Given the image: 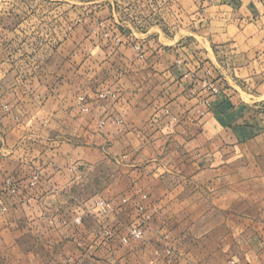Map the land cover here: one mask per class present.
<instances>
[{
	"label": "rangeland",
	"instance_id": "1",
	"mask_svg": "<svg viewBox=\"0 0 264 264\" xmlns=\"http://www.w3.org/2000/svg\"><path fill=\"white\" fill-rule=\"evenodd\" d=\"M221 5L235 8L214 0H0V117L7 123L17 114L20 121L42 126L39 146L7 153L37 158L23 164L22 178L15 176L13 162L5 168L0 151V213L21 203L24 218L39 214L40 226L25 233L24 245L42 263L49 257L48 240L66 235L74 243L72 264H246L236 244L215 242L227 228L178 227L182 212L176 199L158 193L175 180L161 183L148 177L150 169L136 165L153 154L180 153L166 140L186 136L172 130L207 122L216 102L224 101L232 64L226 65L229 53L217 30L236 20L216 18L214 13L230 10ZM210 42L219 46L218 63ZM167 70V77L161 75ZM48 86L57 97L44 103L40 97ZM241 102L244 114L238 121L264 127V103L249 107L243 96ZM118 108L142 112L126 121L123 114H107ZM144 121L147 136L138 132L127 154L108 143L113 122L123 127ZM143 136L149 144L137 147ZM202 167L209 168L207 162ZM6 179L15 193L8 192ZM217 198L203 195L202 206L183 214L192 218L204 212L205 221L216 222L220 212L210 211L220 205ZM171 199L168 208L164 203ZM134 226L141 227L138 237L130 235ZM33 236L39 242H32ZM193 249L212 258L191 259ZM52 262L63 264L59 257Z\"/></svg>",
	"mask_w": 264,
	"mask_h": 264
},
{
	"label": "crops",
	"instance_id": "2",
	"mask_svg": "<svg viewBox=\"0 0 264 264\" xmlns=\"http://www.w3.org/2000/svg\"><path fill=\"white\" fill-rule=\"evenodd\" d=\"M214 1L221 4L230 3L235 7L231 9L227 5H221L220 7L230 10L222 14L214 13L216 18L227 15L228 19L236 20L231 25L226 24L225 27L217 30L220 37L218 42L225 43L224 47L229 53L226 65L232 64L228 74L225 75L230 88L227 89L224 101L216 102L207 122L181 123L172 130L184 133L186 136L185 139L177 140V142L166 140L168 146L174 144L180 148V153H176L174 156L162 153L153 154L148 156L146 162H137L136 165L140 169L144 167L150 169L146 171L148 177L160 180L161 183L165 180H175L173 185L166 187L162 185L158 193L166 195V197L174 196L176 199L178 211L182 212V217L178 220V227L191 231L197 226L212 229L227 228L224 237L216 239L215 242L236 244V248L245 259L246 264H264V187H261L264 185V127L252 122L238 121L244 114L240 110L244 105L241 102L242 96L247 97V101L250 102L249 107H251V103H264V0ZM240 19L242 22L239 24L238 20ZM217 47L219 46L209 43L210 54L216 63L220 61L216 51ZM239 60L240 62H235ZM166 72L169 71H164L161 75L166 74L165 77H167ZM181 79L184 80L185 77ZM63 84L65 83L63 82ZM244 84H249L253 90L244 89ZM52 91V86H48L46 94L40 97L42 101L45 100L44 103L50 98L57 97L54 95L56 90L54 93ZM119 95L121 94L119 93ZM229 101L230 105L227 103ZM237 103L238 105H236ZM141 112L142 110L129 108V111L125 110L122 113V110L118 108L107 114L113 116L123 114L126 121L128 120L127 115H139ZM152 114L154 115L153 112H149L148 115ZM50 116H54V113H50ZM10 117V122L7 121V123L3 122L0 117V151L4 155L2 160H4L5 168H8L7 164L13 162L16 165L15 176L19 179V177H23V174L19 172L24 166L23 164L27 160L34 164L36 157L32 155L31 159H28L23 155L8 156L7 153L13 149L24 148L26 145L27 147L28 145L39 146L41 136L38 131L42 129V126L41 122L32 125V123L20 121L17 114H11ZM52 119L50 117L47 120L51 121ZM142 124L144 125L142 126ZM142 124L129 122L127 126L122 127V125L113 122L111 124L113 133L106 135L108 143L122 148V153L127 154L126 148L132 146V138H135L134 136H137L138 132L143 131L147 136L148 125L146 121ZM164 129L161 128L160 131ZM125 136L128 138L125 139ZM146 136H143L144 140L137 142V147L149 144V139ZM48 139L51 140V138ZM163 148H165V144ZM205 162L209 167L206 170L202 167ZM56 173L54 171L55 175ZM249 182L256 183L258 187L251 186ZM203 195L219 196L215 203H220V205L211 207L210 211L220 212L216 222L205 221L204 212L202 215H195L192 218L188 216V213L183 214L185 210L192 209L195 212L199 206H202L204 200L200 197ZM172 202H174L172 199L166 200L164 204L169 208ZM33 205V210H35V204ZM24 209L25 204L18 203L7 212L0 213V264H28L31 260L36 264H53L52 260L58 257L62 259L63 264H72L74 255L71 250H73L74 243L66 235L53 236L48 240L49 257L43 263L34 250L32 251L24 245L28 241L25 238V233L31 231L34 233L41 223L39 214L36 217L33 214V219L24 218ZM38 210L37 206L36 211ZM208 231L210 232V230ZM31 240L39 242L36 236H33ZM194 242L197 241L194 240ZM60 245H62V250L58 251L57 247ZM212 255L209 252H195L193 249L192 252H189L188 257L202 259L212 258Z\"/></svg>",
	"mask_w": 264,
	"mask_h": 264
},
{
	"label": "built area",
	"instance_id": "3",
	"mask_svg": "<svg viewBox=\"0 0 264 264\" xmlns=\"http://www.w3.org/2000/svg\"><path fill=\"white\" fill-rule=\"evenodd\" d=\"M34 178H36V176H34ZM6 184H7L8 192L11 194L15 193V190H16L15 185L10 179H6ZM98 205L101 206L102 208H108L109 207V204L104 203L103 201H99ZM77 220H79V218ZM141 233H142V230H141L140 226H134L130 229V235L133 237H138L141 235ZM122 240L126 241L127 238L122 237Z\"/></svg>",
	"mask_w": 264,
	"mask_h": 264
}]
</instances>
